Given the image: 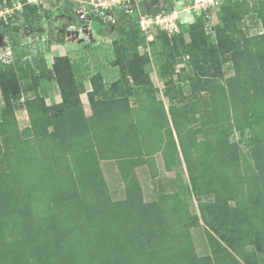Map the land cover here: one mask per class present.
Masks as SVG:
<instances>
[{"label": "trees", "instance_id": "trees-1", "mask_svg": "<svg viewBox=\"0 0 264 264\" xmlns=\"http://www.w3.org/2000/svg\"><path fill=\"white\" fill-rule=\"evenodd\" d=\"M19 1L28 20L44 11L28 0L0 8ZM69 3L81 23L79 9L90 6ZM131 5L90 13L102 33L118 35L112 80L69 55L51 67L26 49L10 63L0 57V264H264V32L247 28L249 17L264 27V0H220L187 32L159 27L150 42L142 14L171 13L175 0ZM10 21L0 20L3 37L19 29ZM51 82L62 100L49 104ZM19 109L29 115L24 128ZM158 153L172 176L161 175ZM104 160L118 168L123 199L112 196ZM200 226L210 246L202 254L192 232Z\"/></svg>", "mask_w": 264, "mask_h": 264}, {"label": "rangeland", "instance_id": "rangeland-1", "mask_svg": "<svg viewBox=\"0 0 264 264\" xmlns=\"http://www.w3.org/2000/svg\"><path fill=\"white\" fill-rule=\"evenodd\" d=\"M72 0H29L32 4L42 5L44 11L41 15L28 20L24 16H19L20 12L25 8L24 3L20 6V9L15 8L14 13L11 16H8L11 20V24L19 26V29L12 31L9 35L3 37L0 35V56L5 52L7 47L13 49V59L17 54L22 53L24 49L28 50L31 55L33 54H44L48 65H52L54 61V56L56 55H69L77 63L81 64L82 62L86 63L90 67V74L101 69L105 72V75L108 80L116 78L118 70L114 68L110 59L112 58V48L111 41L112 38L117 37L118 35L114 32H110V27L106 26L104 33H102V24L98 22L91 24L94 39H91L87 34L82 33L81 27L84 24L77 23V18L74 15L70 14V3ZM75 1V0H74ZM77 1V0H76ZM82 2H90L91 0H81ZM145 2L147 10L153 9L156 3L161 0H137V2ZM18 3V2H17ZM85 7V6H84ZM86 8V7H85ZM83 8V9H85ZM46 9H49L46 11ZM174 11V13H172ZM171 13L172 18H178V25L181 28L183 26L184 30L187 32L188 25L195 20L199 15H201L200 10L196 9L194 0H175V9ZM87 12V11H85ZM107 19L109 17L107 16ZM144 19V16L141 17ZM110 20V19H109ZM159 24L166 25V23L159 20ZM218 22V18L215 14L211 17V21L208 22V29L211 31L212 27ZM160 25L155 23H150L149 20L142 21V28L147 31V41L150 42L157 38V32ZM247 28L250 33L264 32V27L260 23H256L254 20L249 17L247 19ZM79 29L80 36L78 38L64 39V35L67 34L68 30ZM85 38L84 41H79V38ZM15 39L21 44L17 46V51L13 48V40ZM61 41L63 46H58L57 41ZM141 52H153L152 48H140ZM82 68V66H78ZM148 69L153 70L156 73L157 68L152 63ZM160 87H163L162 81H156ZM54 83V82H52ZM46 85L47 90L53 91V95L48 98V102L51 104L57 100H61L60 91L56 85ZM87 89H91V84L89 79L86 81ZM31 94V95H30ZM28 93L29 96H32L33 93ZM27 96V95H26ZM82 100L85 104V110L88 115L92 114L91 105L86 93L82 94ZM19 124L21 128H24L30 124L28 112L25 109H19L17 112ZM107 162H111L108 164ZM114 161H102L101 165L105 169L109 165H114ZM157 165L163 176H172L174 173L169 172L165 168L164 159L162 154L157 155ZM113 170V168H112ZM140 170V169H139ZM142 170V169H141ZM106 174V173H105ZM107 181L114 199H123L125 197L124 185L122 184V177L117 170L114 168V172H107ZM140 178L145 187V197L146 199H152L154 189L152 185V179L149 172L142 170L140 172ZM196 202V201H195ZM194 202L193 211H198V207ZM193 238L197 247V251L202 254L206 253L209 250V241L207 236V231L203 226L195 227L193 230Z\"/></svg>", "mask_w": 264, "mask_h": 264}, {"label": "built area", "instance_id": "built-area-1", "mask_svg": "<svg viewBox=\"0 0 264 264\" xmlns=\"http://www.w3.org/2000/svg\"><path fill=\"white\" fill-rule=\"evenodd\" d=\"M131 1L132 0H91L90 2H87L86 4L89 7V11L85 12L81 9H79V14L81 19L83 20L84 24L88 25V28H92L91 26V17H90V13L91 12H102V11H108V10H113V9H122V8H126L128 11H133V7L131 5ZM195 1V7L196 9L201 11L208 9L211 5H217L220 3V0H194ZM29 2V0H28ZM31 3V2H29ZM22 2H18L15 3L13 6L10 5H6L3 8H0V20H7L10 16L12 15V13H14L15 8L20 9V6ZM174 13V11L172 12ZM172 13H165V12H161L159 14H157L156 16H153L152 14L148 13V14H142L141 17L144 16L143 20H149L150 23H155L157 25H160V28L167 31L168 34L172 35L176 32L180 31L179 25H178V18L174 17L172 18ZM108 17L110 19V21L115 22L116 21V16L113 13H109ZM162 20V22L166 23V25H161L159 24V20ZM142 19H140V24L142 26ZM84 27H81L82 33L83 32ZM86 34V33H84ZM87 35L89 36V34L87 33ZM1 59L4 62L10 63L13 60V49L9 46L7 47V49L5 50V52L0 56Z\"/></svg>", "mask_w": 264, "mask_h": 264}, {"label": "crops", "instance_id": "crops-1", "mask_svg": "<svg viewBox=\"0 0 264 264\" xmlns=\"http://www.w3.org/2000/svg\"><path fill=\"white\" fill-rule=\"evenodd\" d=\"M194 21V20H193ZM192 21V22H193ZM57 41V40H56ZM57 44H58V46H63V43L61 42V41H57ZM61 55H63V54H61ZM84 64H86V63H84ZM50 66V65H49ZM52 66V65H51ZM50 66V67H51ZM150 72H151V74H152V78H153V80H154V82H155V84L157 85V86H159L160 87V85L159 84H157V80L160 82V81H162V79L159 77V75H158V73H157V71H156V73H154L153 72V70H149ZM56 85V87H58V85L56 84V82H54V83H52L51 82V86L52 85ZM49 88V86L47 87V89ZM58 89H59V87H58ZM60 91V90H59ZM53 95V91H51V90H47V100H48V98L49 97H51ZM60 96H61V93H60ZM160 98H163L164 100H165V102H166V105H168V103H167V99H165V97L163 96V94H162V91H161V93L158 95ZM61 100H62V98H61ZM61 100H57L56 102H60ZM48 102V101H47ZM49 103V102H48ZM53 103H55V102H53ZM50 104V103H49ZM168 108V107H167ZM158 154H161V153H158ZM157 154V155H158ZM157 157V156H156ZM108 164H111V162H107ZM158 164V163H157ZM112 168H113V170H112ZM114 168H115V170H117L118 168H117V166H113V165H109L106 169H105V167L103 168L104 169V173H106L105 174V176H107V172H114ZM107 179V178H106ZM121 185H123V183L121 184Z\"/></svg>", "mask_w": 264, "mask_h": 264}, {"label": "water", "instance_id": "water-1", "mask_svg": "<svg viewBox=\"0 0 264 264\" xmlns=\"http://www.w3.org/2000/svg\"><path fill=\"white\" fill-rule=\"evenodd\" d=\"M83 27H84L83 32L86 34L88 33L90 38L93 37V29L88 28V25H84ZM66 35L68 36L69 39L72 38L76 39L80 36V30L79 29L68 30ZM84 40L85 38L83 37L79 38V41H84Z\"/></svg>", "mask_w": 264, "mask_h": 264}]
</instances>
